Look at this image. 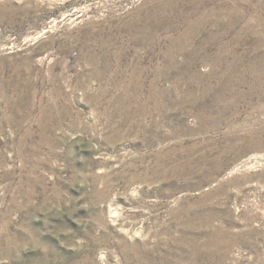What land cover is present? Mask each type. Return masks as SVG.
<instances>
[{"label": "rangeland", "instance_id": "obj_1", "mask_svg": "<svg viewBox=\"0 0 264 264\" xmlns=\"http://www.w3.org/2000/svg\"><path fill=\"white\" fill-rule=\"evenodd\" d=\"M0 264H264V0H0Z\"/></svg>", "mask_w": 264, "mask_h": 264}]
</instances>
